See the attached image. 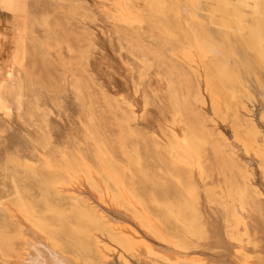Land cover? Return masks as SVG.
Masks as SVG:
<instances>
[{
  "label": "bare ground",
  "instance_id": "6f19581e",
  "mask_svg": "<svg viewBox=\"0 0 264 264\" xmlns=\"http://www.w3.org/2000/svg\"><path fill=\"white\" fill-rule=\"evenodd\" d=\"M217 1L202 18L199 0H92L118 31L104 44L91 40L73 85L79 94L96 85L109 111L125 113L114 120L115 143L95 110L80 136L52 134L47 113L26 114L19 62L12 81L0 79V139L14 119L28 138L23 155L7 140L0 149L12 169L14 194L3 207L21 264H264V19L251 24L246 10ZM144 26L168 51L146 50L137 35ZM114 42L134 61L110 54ZM230 52L245 75L230 68ZM147 89L160 94L161 109ZM202 114L231 136L209 133ZM21 172L38 194L20 187Z\"/></svg>",
  "mask_w": 264,
  "mask_h": 264
},
{
  "label": "rangeland",
  "instance_id": "374dc122",
  "mask_svg": "<svg viewBox=\"0 0 264 264\" xmlns=\"http://www.w3.org/2000/svg\"><path fill=\"white\" fill-rule=\"evenodd\" d=\"M181 1L185 3L187 2V0ZM199 1L203 8H201L202 10L200 12L199 10H197V12L200 13L202 18H205L206 15H208V11L211 13L218 2L217 0ZM243 2L244 4L241 5ZM228 3L233 5V9L235 7H239L243 11L246 10L245 12L247 15L249 14L248 21L249 23L251 22V24H254L255 20H258L259 18L264 19V0H228ZM245 3H247L248 7ZM255 4H257L258 13H254L253 7ZM111 19L113 20V17L108 14L106 15L104 11H100V9L95 7L92 0H0V79L5 84L12 81V72L14 71L13 64L19 62L20 65H18L17 70L18 72L19 70L21 72H19L20 74L18 73L19 77L17 76L16 78L19 85L23 87L24 94L26 95L28 93L26 97L28 99V104L30 103L25 107L24 111L26 114H29L30 111L37 114L47 113V117L50 118V122L48 120V124L51 126L48 127L49 130L52 129V134H63L64 136L68 131L72 132L71 130L75 128L74 133L77 131L76 134L80 136L79 134L84 131V128L91 125L90 116L91 114L95 116L96 111L95 117L105 123L104 129L109 141L115 143L119 129L117 124V127L115 126L116 121L114 120H120V117L123 119L125 117V113L120 111V109L118 110L119 107L114 105V110L111 109V111L113 110V114L111 113V116V114H109L111 112L109 111L110 107H108L109 105L105 102L100 89L96 85L89 84V86L85 88L81 94H79L77 90L75 91V85H73L76 84L74 81L81 79L82 68L79 63L82 61L79 57L83 52L89 49V43L91 40L93 38H99L104 44L103 39L106 36L105 34L110 32L112 35V33L114 34L115 31H118L117 26L113 23L114 20L112 21ZM147 28L148 27L144 26L137 34L139 38L141 37V42L143 44L145 43L144 45H146V47L148 46L146 50L154 52L168 51L167 47H165L161 40L156 37L157 35L150 32V29L148 33ZM151 33L153 34L152 36L150 35ZM131 34H133V32ZM113 36L115 37V35ZM235 40L236 42L233 43ZM233 42L232 46L234 47L235 45V49L233 48L235 53L237 48L239 49L240 41L234 39ZM114 43L111 44L113 46L108 48V52L110 54H121L120 56L125 58L127 57V59L134 61V55H131L127 49L120 50L119 47H117L118 44L116 42ZM234 53L230 52L229 55L232 58H230V62L232 61L229 64L230 68L245 75V69L240 62H237L239 59H237L238 56ZM99 55L100 52L98 53V56ZM138 56L137 58L139 59ZM136 63L138 62H135L134 66L137 70L140 59L137 65ZM235 65L237 68H235ZM8 74L10 75V78L4 81L3 77ZM147 80H149L148 77L145 78V81ZM146 93L148 94V102L150 106L152 108L157 107V109H161L164 102H162L160 94H157V92H154L151 89H147ZM91 108H93V110ZM36 110H39V112ZM52 112L54 115H50ZM242 112L246 113L245 110ZM56 115L61 117L60 119H63L60 120L59 118H56ZM22 116L24 118L23 121H29V118L25 114H22ZM129 116L133 119V115L129 114ZM201 118L202 122L206 124L207 131L212 135L221 134L223 136H228L229 133L231 136L226 123L224 124L221 121H214L210 114H202ZM21 123V121L14 119L10 122V124H8L9 128L6 126L8 130H11H9V133L11 132L14 136L11 133L10 134L12 136L8 133L2 134L3 137L0 139V149H2V151H4V142L7 140L8 143L10 142L9 144L6 142L7 146H10L8 150L11 152L13 151L14 153L20 148L19 151H22L20 152V155L25 153V151H23V146L25 144L23 139L28 138L25 137V131L19 128L22 125ZM57 125L58 127H56ZM208 128H210V130ZM217 128L219 131L218 133L216 132ZM20 131H23L22 135ZM78 131H80V133ZM23 133L25 134L23 135ZM15 134L18 135L16 136ZM8 136L10 137V141ZM18 137L21 138L22 141H20L21 139ZM216 137L214 136L215 140H217ZM233 140L234 139H230L232 142ZM219 144L221 146L220 141ZM1 153L0 264H21L19 262V256L21 253L19 250L21 248L20 238L16 232L17 229L14 228L13 223L8 217L9 215L3 207V202L7 201L14 194V184H12L10 178L8 177L9 173H12V169L11 166H6V161L3 159L4 155ZM241 163L243 165L246 164L244 162ZM20 174V182H22L20 187L24 188L25 186L28 188L27 190L33 192L34 195L38 194L36 183H34L32 179L30 180L29 177H24L22 172ZM213 176L215 182L221 183L220 181L223 182L224 180L222 176H219L218 172H214ZM118 255L117 262L119 260Z\"/></svg>",
  "mask_w": 264,
  "mask_h": 264
}]
</instances>
